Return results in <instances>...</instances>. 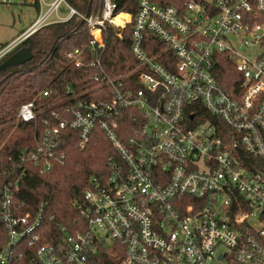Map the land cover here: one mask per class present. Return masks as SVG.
<instances>
[{"label":"built area","instance_id":"obj_1","mask_svg":"<svg viewBox=\"0 0 264 264\" xmlns=\"http://www.w3.org/2000/svg\"><path fill=\"white\" fill-rule=\"evenodd\" d=\"M135 1L136 13L116 22L112 0L90 13L68 0H0L47 6L0 60L72 17L89 33L64 53L87 81L20 105L17 119L34 126L22 159L46 172L63 160L66 140L84 149L95 130L120 158L83 191L85 230H64L54 244L34 246L41 211L16 213L17 185L4 187L0 264H89L98 244L123 251L122 264H264V0ZM107 23L120 39L130 30L122 69L104 62Z\"/></svg>","mask_w":264,"mask_h":264},{"label":"trees","instance_id":"obj_2","mask_svg":"<svg viewBox=\"0 0 264 264\" xmlns=\"http://www.w3.org/2000/svg\"><path fill=\"white\" fill-rule=\"evenodd\" d=\"M117 8L114 12L133 13L137 11L135 0H112ZM77 10L92 12L98 0H68ZM183 0H162V4L179 5ZM123 16V14H121ZM129 28L123 30V38L117 36V29L106 25L104 62L113 70L123 68L125 61L132 60L129 53L131 40ZM89 38L84 23L72 17L66 22L46 25L24 40L15 50L0 60L3 62L13 52L29 47L32 57L29 61L9 66L0 71V201L6 186L17 185L12 191V202L16 213L29 212L36 215L41 211V243L61 241L65 231L71 233L85 230V218L79 202L92 176L100 177L110 173L108 160L120 161L109 140L95 130L89 144L80 149L76 141L66 140L62 146L64 158L55 162L46 172L40 173L28 158L22 159L24 150L34 148L32 123L17 119L18 109L24 102L34 100L42 90L53 86L56 95L62 94L66 84H76L87 77L66 58L65 51L82 46ZM6 45V44H5ZM4 46V45H3ZM227 72L226 66L222 67ZM227 76H221V83L227 89L231 84ZM0 249L7 241L0 221ZM123 251L114 253L98 244L88 258L89 264H122Z\"/></svg>","mask_w":264,"mask_h":264},{"label":"rangeland","instance_id":"obj_3","mask_svg":"<svg viewBox=\"0 0 264 264\" xmlns=\"http://www.w3.org/2000/svg\"><path fill=\"white\" fill-rule=\"evenodd\" d=\"M46 8V4L42 5L41 10L30 4L0 5V49L28 28L39 12H44ZM105 241L106 246L113 245L110 239Z\"/></svg>","mask_w":264,"mask_h":264},{"label":"water","instance_id":"obj_4","mask_svg":"<svg viewBox=\"0 0 264 264\" xmlns=\"http://www.w3.org/2000/svg\"><path fill=\"white\" fill-rule=\"evenodd\" d=\"M31 57V49L29 47H22L13 52L9 57L0 63V71L9 66L23 64L29 61Z\"/></svg>","mask_w":264,"mask_h":264},{"label":"bare ground","instance_id":"obj_5","mask_svg":"<svg viewBox=\"0 0 264 264\" xmlns=\"http://www.w3.org/2000/svg\"><path fill=\"white\" fill-rule=\"evenodd\" d=\"M121 14H123V16ZM121 18H128V16L124 13H120L118 16H116L115 21L120 22Z\"/></svg>","mask_w":264,"mask_h":264}]
</instances>
